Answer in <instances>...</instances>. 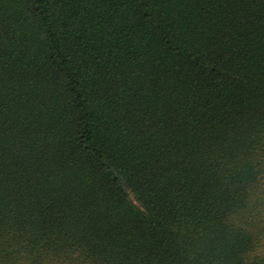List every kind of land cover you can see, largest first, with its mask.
<instances>
[{"label": "trees", "instance_id": "trees-1", "mask_svg": "<svg viewBox=\"0 0 264 264\" xmlns=\"http://www.w3.org/2000/svg\"><path fill=\"white\" fill-rule=\"evenodd\" d=\"M0 264H264V0H0Z\"/></svg>", "mask_w": 264, "mask_h": 264}]
</instances>
